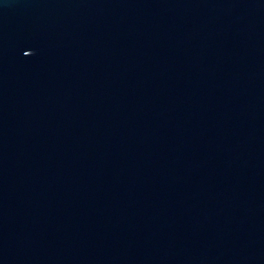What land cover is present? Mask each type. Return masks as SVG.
<instances>
[{
    "label": "water",
    "instance_id": "95a60500",
    "mask_svg": "<svg viewBox=\"0 0 264 264\" xmlns=\"http://www.w3.org/2000/svg\"><path fill=\"white\" fill-rule=\"evenodd\" d=\"M0 264H264V0H0Z\"/></svg>",
    "mask_w": 264,
    "mask_h": 264
}]
</instances>
